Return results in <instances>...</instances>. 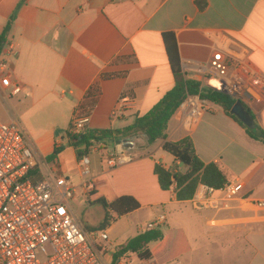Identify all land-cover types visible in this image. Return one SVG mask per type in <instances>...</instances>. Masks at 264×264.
<instances>
[{
	"label": "crops",
	"instance_id": "obj_1",
	"mask_svg": "<svg viewBox=\"0 0 264 264\" xmlns=\"http://www.w3.org/2000/svg\"><path fill=\"white\" fill-rule=\"evenodd\" d=\"M12 17L5 45L13 43L19 56L10 60L9 72L23 89L10 101L0 100V116L11 122L18 108L25 110L28 119L22 125L35 148L46 158L61 150L53 165L61 176L69 153L81 181L76 149L64 136L75 113L91 116L89 131L116 132L120 138L103 140L108 150L122 149L136 159L114 168L106 156L101 164L91 161L95 195L89 203L131 196L141 208L130 215L144 211L147 223L161 209L189 203L177 200L175 187H160L156 164L177 165L179 172L182 167L164 151V141L149 144L143 134L127 132L175 86L165 36H174L188 80L201 84L212 48L229 40L248 50L253 66L264 76V0H0V36ZM244 106L264 131V94H254L251 105ZM212 109L196 125L177 111L169 122L167 141L191 138L205 164H217L228 183H242L244 196L264 199V144L251 138L221 106L212 103ZM200 212L199 220L212 230L204 236L216 247L218 264H264V215ZM110 214L109 228L116 223V215ZM189 223L182 217L171 231L184 232L192 254ZM128 241L115 243L124 246Z\"/></svg>",
	"mask_w": 264,
	"mask_h": 264
},
{
	"label": "built area",
	"instance_id": "obj_2",
	"mask_svg": "<svg viewBox=\"0 0 264 264\" xmlns=\"http://www.w3.org/2000/svg\"><path fill=\"white\" fill-rule=\"evenodd\" d=\"M18 56L13 43L4 45L0 57V100L10 101L22 92V84L13 80L9 72L10 60ZM208 65L201 89H214L244 105H251L254 94H264V76L253 66L242 44L229 40L215 45ZM212 110V103L201 95H188L178 113L196 125ZM90 122L91 116L77 111L72 135H86ZM96 148L107 149L104 141L95 143L90 151ZM105 160L114 168L133 162L134 156L121 149L108 152ZM78 164L82 181L77 186L57 174L17 118L0 121V264H161L123 251V246L111 241L108 226L91 231L82 225L71 202L79 192L90 198L95 185L89 155L79 159ZM243 189L238 181L220 189L200 185L189 203L198 211L220 214L243 210L264 215V199L244 196ZM168 221L167 214L160 213L139 227L138 234L160 231Z\"/></svg>",
	"mask_w": 264,
	"mask_h": 264
},
{
	"label": "trees",
	"instance_id": "obj_3",
	"mask_svg": "<svg viewBox=\"0 0 264 264\" xmlns=\"http://www.w3.org/2000/svg\"><path fill=\"white\" fill-rule=\"evenodd\" d=\"M198 5L204 8L200 2ZM5 28L4 33L0 36V57L8 36L12 29V22ZM166 48L169 62L175 79L174 88L168 92L163 99L144 117L138 118L134 125L127 128L129 134H143L146 136L149 144H153L158 140L164 141V151L173 155L177 162L181 165L189 167V171L185 174L179 172L178 166L174 165L165 168L161 164H156L155 174L158 177L160 187L163 191H170L176 185V198L180 202L190 201L196 194L200 185L222 188L228 183L224 171L215 163L205 164L197 155L194 143L191 138H185L179 142L167 141V129L169 122L178 111L181 104L188 95H201L205 100L221 106L225 112L237 121L249 134L251 138L264 144V131L256 123L255 117L243 105L245 114H247L255 122L256 128L251 129L247 126L235 113L234 108L239 104L234 98L218 92L214 89L203 87L195 81L188 80L182 70L181 60L178 47L173 35H166ZM173 43V44H172ZM118 135L121 132H117ZM66 138L69 144L76 149L78 159L88 155L90 147L95 143L110 140L111 138H120L113 131H89L82 137H75L71 133V127L67 130ZM60 149H55L49 158H57ZM48 158V159H49ZM92 195H95L93 193ZM91 205H99L105 211V217L101 229H105L112 221L110 213L121 218L130 215L141 208L140 203L131 196H123L114 202H108L104 198H97L90 201ZM86 228V227H85ZM87 229V228H86ZM90 230V229H87ZM174 232V231H173ZM177 235V251L178 256L182 257L191 251L189 241L183 231H176ZM169 239L164 236L161 231L148 232L140 234L129 240L122 248L123 251L135 252L140 258L148 260L155 259L161 264H171L175 259L169 262H162L157 256L166 248Z\"/></svg>",
	"mask_w": 264,
	"mask_h": 264
},
{
	"label": "rangeland",
	"instance_id": "obj_4",
	"mask_svg": "<svg viewBox=\"0 0 264 264\" xmlns=\"http://www.w3.org/2000/svg\"><path fill=\"white\" fill-rule=\"evenodd\" d=\"M25 110L19 109L17 110L18 115L15 117L20 121V123H27V115L24 112ZM0 121L7 122L0 116ZM64 136H66L64 134ZM107 147V145H106ZM101 149L97 154L89 152V157L91 161L98 160V163L101 164V157L106 156L110 150ZM69 152V150L67 151ZM112 152V151H111ZM67 153V163L64 167L65 173L64 177L70 180V182L74 185H79L81 183V177L79 169L77 168V162L75 158H71ZM48 159V158H47ZM134 156V160H135ZM48 161L54 165L57 163V158H49ZM92 175L93 177V164L91 165ZM189 171V167L186 165H182L181 173L185 174ZM59 175V173L57 172ZM72 207L81 221L82 225L91 231L102 230V223L104 220V210L101 206L91 205L89 203L88 197L82 195L79 192L78 197L74 199L72 202ZM157 213V209H155ZM148 212V211H147ZM204 212V211H202ZM160 213H166L169 217L168 220L170 221V226L162 228L160 231L165 236H168V243L166 248L157 256L159 260L162 262H169L175 259L171 264H218L217 256H219L218 252L215 250L216 247H210L208 243H206V238L204 236L205 233H209L212 230L206 228L204 226V222L199 220V216L202 214L200 211L194 210L193 206L190 203H186L183 205L177 206L175 209H166V210H159L157 215ZM184 218L187 221L191 222L192 231L190 232V239L192 241L194 251L192 254H184L182 257L178 256L177 251V240L176 238L177 232L172 230L176 227L177 223L181 218ZM148 221V214L144 211L136 214V215H128L122 218L116 217V223L108 228V234L111 238L112 242H120L124 243L126 240L132 239L136 236L138 232V228L141 226H145ZM233 223H243V221H236ZM174 231V232H173ZM193 233L197 234L193 236ZM199 243V244H197Z\"/></svg>",
	"mask_w": 264,
	"mask_h": 264
},
{
	"label": "water",
	"instance_id": "obj_5",
	"mask_svg": "<svg viewBox=\"0 0 264 264\" xmlns=\"http://www.w3.org/2000/svg\"><path fill=\"white\" fill-rule=\"evenodd\" d=\"M239 102V104L234 108V113L251 129H255L256 125L255 122L249 117L247 114H245V111L242 107V103Z\"/></svg>",
	"mask_w": 264,
	"mask_h": 264
},
{
	"label": "bare ground",
	"instance_id": "obj_6",
	"mask_svg": "<svg viewBox=\"0 0 264 264\" xmlns=\"http://www.w3.org/2000/svg\"><path fill=\"white\" fill-rule=\"evenodd\" d=\"M131 145H129V147H130Z\"/></svg>",
	"mask_w": 264,
	"mask_h": 264
}]
</instances>
